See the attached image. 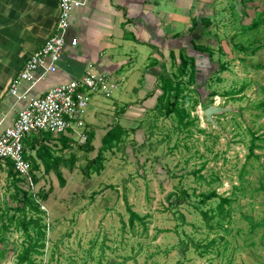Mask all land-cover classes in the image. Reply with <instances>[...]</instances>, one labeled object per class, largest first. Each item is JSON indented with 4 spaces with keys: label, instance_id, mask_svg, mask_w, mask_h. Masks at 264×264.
Listing matches in <instances>:
<instances>
[{
    "label": "rangeland",
    "instance_id": "obj_1",
    "mask_svg": "<svg viewBox=\"0 0 264 264\" xmlns=\"http://www.w3.org/2000/svg\"><path fill=\"white\" fill-rule=\"evenodd\" d=\"M225 1L220 6L232 19L210 29L213 39L218 33L213 61L201 69L212 75L200 91L217 95L204 102L194 84L184 92L190 130L165 113V102L163 112L144 117L143 143L129 137L105 151L100 171L90 164L101 147L96 142L58 151L75 157L72 167L60 165L65 184L43 165L34 171L30 190L47 194L49 224L36 263L264 264V0ZM231 33L248 50L224 48ZM220 59L227 64L221 70ZM209 105L225 108L215 122L205 115ZM17 204L11 200L0 215V264H19L24 230L4 226ZM131 210L145 222L132 226Z\"/></svg>",
    "mask_w": 264,
    "mask_h": 264
},
{
    "label": "crops",
    "instance_id": "obj_2",
    "mask_svg": "<svg viewBox=\"0 0 264 264\" xmlns=\"http://www.w3.org/2000/svg\"><path fill=\"white\" fill-rule=\"evenodd\" d=\"M81 1L73 10L56 70L40 67L35 72L37 81L28 93L43 95L56 85L80 78L93 66L110 76L115 90L108 98L99 93L88 94L86 127L91 129V144H101L106 133L118 127L123 132V141L136 137L143 143L145 123L142 121L157 111L158 100L164 93L162 77L169 75L177 80L181 53L194 55L198 65L209 62L207 56L199 53L198 45H215L218 33L213 29V39L210 29L232 19L227 18V9L220 6L225 0ZM58 15L59 0H0L2 127L13 124L18 111L25 106V100L10 92L11 84L29 55L50 36ZM203 17L212 20L205 33L201 29ZM196 19L199 28L194 27ZM73 39L77 40L76 44ZM230 41L221 43L224 48L226 43L234 46V37ZM29 87L28 81L21 82L20 93ZM139 121L141 124L137 125ZM129 129H134V135L129 136ZM57 142L63 145V141ZM29 153L34 154V149ZM8 160H0V215L9 209L11 200L17 203V189L26 188L24 179L16 183V178L10 175L12 168Z\"/></svg>",
    "mask_w": 264,
    "mask_h": 264
},
{
    "label": "built area",
    "instance_id": "obj_3",
    "mask_svg": "<svg viewBox=\"0 0 264 264\" xmlns=\"http://www.w3.org/2000/svg\"><path fill=\"white\" fill-rule=\"evenodd\" d=\"M80 4L81 0H59V15L54 30L45 43L29 55L11 84L10 92L25 100L26 104L18 111L13 124L7 127L0 124V159L13 161L28 188L33 187L34 179L31 164L24 156V140L33 133L47 131L70 136L71 144L85 143L88 139L85 130L88 94L99 93L110 97L115 87L109 75L91 66L80 78L56 85L43 95L31 96L28 93L37 81L35 72L40 67L56 70L73 10ZM76 42L73 39V44ZM23 81H28L30 87L20 93L19 85ZM42 207L46 209L44 205Z\"/></svg>",
    "mask_w": 264,
    "mask_h": 264
},
{
    "label": "trees",
    "instance_id": "obj_4",
    "mask_svg": "<svg viewBox=\"0 0 264 264\" xmlns=\"http://www.w3.org/2000/svg\"><path fill=\"white\" fill-rule=\"evenodd\" d=\"M193 22L195 24L194 27L199 28L198 20L196 19ZM259 23L260 22H255L253 27L258 26ZM211 24L212 20L210 17H203L201 19V25L203 27L201 29L204 30V33L206 32V29H209ZM234 46L240 50H248L249 47L240 43H235ZM210 49H212V47L209 44L198 45L199 53H203V55L207 56L209 62L213 61L214 55V50L209 52ZM219 49L222 50V47H219ZM219 63L220 70L227 67V64H225V62H223L221 59L219 60ZM202 65L197 64L196 57L194 55H186L183 52L181 53L180 66L176 74L177 80L169 75L162 77L164 93L158 100L156 110L158 112H163V104L167 102L168 108L165 113H174L178 118L182 129L190 130L191 126L193 125L192 120L189 119L190 112L184 107L185 101L187 100V97H189L184 92L189 89L190 85H195L196 91L201 94V99L204 102L207 100V97L217 95V92L213 91L207 92V96H205L202 94L203 91H200L202 88L206 90L205 85L208 84V81L212 75L211 74L208 76L207 72L203 73L201 70L203 67ZM199 73L202 74L201 79L199 78ZM186 76H188V80H183ZM218 80H220V78H218ZM33 134L34 135H31L30 137L28 136L24 140V156L31 164L32 176L36 182L38 181V177L34 174V171L39 169L40 165H43L46 172L55 171L60 178L61 183L65 184L66 180L62 171L60 170V165L63 163L71 164L69 166L72 167L75 157L64 158L58 154V151H64L67 148L70 149L72 146L83 147L85 144H90V149H92V140L90 139L91 137L89 138L90 134L87 141L83 144H71L72 138L66 134H58V136H55L53 133L47 131H40ZM122 135L123 132L121 131L120 127L111 129L106 133L102 139L101 147L99 148L97 155L90 162V164H97L98 171H100V169L103 167L102 163L104 161L105 151L112 150L121 142H124L121 138ZM58 140L63 141V145L61 147H58ZM30 148L34 149V154L29 153L31 150ZM8 161L11 163L12 168L9 173L11 176L16 178V183H18V181L22 180L23 178H21L19 173L16 171L13 161L10 159ZM21 194L22 197H20ZM214 194H216V192L210 195L213 196ZM15 197L18 201V204L13 208L15 212L8 216L9 223H4L5 229L8 230L10 225L14 224L17 230H24L25 241L22 243V251L18 254L19 264H38L36 263L35 258H33V255L43 253L42 249L45 246L47 235L46 230L47 225L49 226V224L44 222L45 211L42 205L44 204L43 200L47 199V194L43 191L34 193L32 190H30V188H18ZM222 202H230V200L226 197H223ZM223 204L224 203L221 204V211H224ZM136 220H140L142 223L145 222L144 218H142L137 212L131 210L130 223L132 226H134ZM31 228H33L34 234L31 232Z\"/></svg>",
    "mask_w": 264,
    "mask_h": 264
},
{
    "label": "water",
    "instance_id": "obj_5",
    "mask_svg": "<svg viewBox=\"0 0 264 264\" xmlns=\"http://www.w3.org/2000/svg\"><path fill=\"white\" fill-rule=\"evenodd\" d=\"M240 2V5H241V1L242 0H237ZM225 110V108L221 107V106H216V105H209L205 108L204 112H205V115L207 117L208 120L212 121V122H215L214 121V118H213V115L214 114H218V113H221Z\"/></svg>",
    "mask_w": 264,
    "mask_h": 264
}]
</instances>
